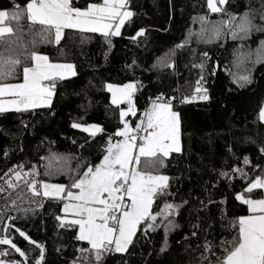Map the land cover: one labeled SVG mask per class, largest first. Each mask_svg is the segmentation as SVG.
I'll return each mask as SVG.
<instances>
[{
  "label": "snow or ice",
  "instance_id": "obj_1",
  "mask_svg": "<svg viewBox=\"0 0 264 264\" xmlns=\"http://www.w3.org/2000/svg\"><path fill=\"white\" fill-rule=\"evenodd\" d=\"M229 3L230 0H206L209 13L227 19L213 21L209 15L194 17L201 24L200 32L196 33L198 40L210 43L228 33L234 40H245L253 32H264V0H260L258 10L249 7L239 16L228 11ZM136 14L131 0H96L83 8L76 6L74 0H26L23 5L13 0L11 9L0 10V117L6 119L9 113L34 114L36 109H51L60 82L78 75L74 63L53 62L42 48L54 47L58 57L66 60L68 53L64 45L70 36L66 30H72L81 34V44L85 40L83 34H99L110 50L111 38L120 36ZM257 18L259 24L255 22ZM145 32L141 28L131 39L144 36ZM191 36L189 32L182 42L158 57L152 68L171 69L175 75L178 71L175 57L188 45ZM104 55L107 58L108 52ZM241 58L253 65L264 63V40L254 53L249 52L247 56L241 53ZM210 59L204 51L198 62L194 59L186 65L190 73L196 70L197 76L194 82L186 81L188 90L181 92L177 88L174 94L161 91L149 98L134 126L128 117L137 116L134 97L143 85L139 81L106 83L103 90L110 94L106 107L112 108L117 124L101 146L99 162L74 157L79 160L75 168L44 166V176L65 175L68 184L40 179L38 165H31L27 171L23 163L6 165L0 174V199L5 201L0 206V246H3L0 264H47L45 245L15 226L17 219L35 215L42 209L45 200L62 204L63 214L55 216L57 227L72 231L73 239L81 245L75 248L68 264H106L115 254H120L122 259L125 255L131 257L138 247L143 249L152 242V235L161 231L159 248L155 252L141 251L140 255L142 258L163 255L171 249L169 237L180 227L176 218L185 210L190 217L195 214V222L189 220V233L176 243L183 246L184 253L190 254L187 264H264V164L258 162L264 160V137L244 138V143L254 146L257 152L255 163L249 156H237L232 147H227L228 156L237 166L225 160L223 166L208 169L201 195L192 197L189 193L177 202L179 193L173 185L179 178L174 180L163 173L175 159L174 154L184 155L177 106L210 100L205 86L207 77L215 75V68L208 67ZM127 67L134 70L138 65L133 60ZM246 72L244 75L230 73L237 87L251 83V69ZM121 105L127 107L121 108ZM253 123L264 128V104L258 106ZM28 127V122L21 119L18 132L22 134ZM70 127L87 134L84 144L79 145L81 149L106 132L95 123L73 121ZM0 132L13 141L19 139L3 128ZM19 150L23 151L22 146ZM10 151L15 149L5 147L0 155L7 160ZM187 171H192L190 165ZM237 178L245 185L241 192L234 194V199L246 206L247 214L229 218L226 208L221 207L227 199L217 201L213 190ZM213 206L220 209L221 226L233 233L230 239H221L218 244L208 239L213 235L216 220ZM14 233L33 247L22 249ZM202 233L205 235L201 242ZM33 252H38V256L30 260ZM123 264L128 261L124 260Z\"/></svg>",
  "mask_w": 264,
  "mask_h": 264
},
{
  "label": "trees",
  "instance_id": "obj_2",
  "mask_svg": "<svg viewBox=\"0 0 264 264\" xmlns=\"http://www.w3.org/2000/svg\"><path fill=\"white\" fill-rule=\"evenodd\" d=\"M15 2L23 5L26 0ZM91 2L96 0L74 1L79 7H85ZM205 3L206 0H131L132 10L137 14L133 22L121 30L120 36L111 38L113 46L110 50L99 34H83L85 40L81 44V34L72 30H66L70 33L64 45L68 53L66 60L58 57L54 47L42 48L41 51L49 54L53 62L74 63L78 75L60 82L51 109H36L34 114L9 113L6 119L0 117V128L19 136V139L13 141L10 136L0 132V150L5 147L15 149L9 152L7 160L0 155V174L6 165L23 163L25 169L38 165L40 178L45 182L68 184L65 175L44 176V166L57 168L67 165L75 168L79 160L74 157L99 162L101 146L107 134L115 131L117 124V116L112 108L106 107L110 103V94L103 90L106 83L139 81L143 85L134 97L137 116L128 117L134 126L147 107L149 98H154L161 91L174 94L173 90L177 88L181 92L188 90L186 81L194 82L197 76L196 70L190 73L186 65H190L194 59L198 62L204 51L211 57L208 67L215 68V75L208 76L205 85L209 89L210 100L177 106L176 110L181 114L184 155L174 154L175 159L163 170L164 174L174 180L179 178L178 183L173 185L179 193L176 201L188 197L189 193L192 197L201 195V186L208 177V169L223 166L225 160H229L233 167L237 166L228 156L227 147H232L237 156H249L254 163L257 162L258 155L254 146L244 143V138L259 140L264 137V128H258L253 123L258 106L264 103V63L253 65L242 59L241 53L245 56L249 52L254 53L264 40V32H253L245 40H234L228 33L210 43L200 41L196 33L200 32L201 24L194 21V17L209 15L213 21L227 19L220 14L209 13ZM12 4L13 0H0V9H11ZM249 7L258 10L260 0H230L228 11L239 16ZM255 22L260 23L258 18ZM141 28L146 29L145 35L131 39ZM189 32L192 33L190 42L175 57L177 73L173 75L171 69H153L152 65L157 62V58L182 42ZM106 51L107 58L104 55ZM133 60L138 65L134 70L127 67L132 65ZM247 69H251V83L239 88L232 82L233 76L230 73L244 75ZM124 107L121 105V108ZM21 119L29 125L28 130L22 134L18 132ZM73 121L99 124L106 132L81 149L79 145L84 144L87 134L71 128ZM19 146H22L23 151L19 150ZM258 162L264 164V160ZM189 165L191 172L187 171ZM240 166L243 167L242 164ZM244 185L245 182L237 178L231 184L225 181L213 190L217 201L227 199L226 205L221 207L226 208L229 218L247 214L246 206L234 199V194L241 192ZM61 206L58 201L45 200L44 207L35 215L15 221L17 228L45 245L47 264H68L73 259L75 248L81 246L73 239L72 231L57 227L55 216L61 215ZM212 214L216 220L213 235L208 239L217 244L221 239H230L233 233L221 226L220 209L213 206ZM193 217L185 210L176 218L180 227L169 237L171 249L167 253L143 258L140 255L141 251L155 252L159 248L161 231L153 234L152 242L144 245L143 249L138 247L131 257L125 255L122 259L120 254H115L107 259L106 264H123L124 260L128 264H145V260L148 264H187L190 254L184 253L183 246L176 242L189 233V220L194 223ZM204 235L201 234V242ZM14 236L22 249L33 247L20 238L18 233H14ZM36 256L38 252L31 253L30 260Z\"/></svg>",
  "mask_w": 264,
  "mask_h": 264
},
{
  "label": "built area",
  "instance_id": "obj_3",
  "mask_svg": "<svg viewBox=\"0 0 264 264\" xmlns=\"http://www.w3.org/2000/svg\"><path fill=\"white\" fill-rule=\"evenodd\" d=\"M17 164V163H16ZM26 170V169H25ZM2 174V173H1ZM40 178V177H39ZM41 179V178H40ZM5 201L3 199H0V206L4 205ZM3 247V246H0Z\"/></svg>",
  "mask_w": 264,
  "mask_h": 264
},
{
  "label": "crops",
  "instance_id": "obj_4",
  "mask_svg": "<svg viewBox=\"0 0 264 264\" xmlns=\"http://www.w3.org/2000/svg\"><path fill=\"white\" fill-rule=\"evenodd\" d=\"M74 1H75V0H74ZM101 2H102V0H101ZM81 8H83V7H81ZM0 10H4V9H0ZM61 209H62V206H61ZM61 214H63L62 211H61Z\"/></svg>",
  "mask_w": 264,
  "mask_h": 264
},
{
  "label": "rangeland",
  "instance_id": "obj_5",
  "mask_svg": "<svg viewBox=\"0 0 264 264\" xmlns=\"http://www.w3.org/2000/svg\"><path fill=\"white\" fill-rule=\"evenodd\" d=\"M127 83H129V82H127ZM264 104V103H263ZM127 106L125 105V107L124 108H126ZM62 215V214H61Z\"/></svg>",
  "mask_w": 264,
  "mask_h": 264
},
{
  "label": "bare ground",
  "instance_id": "obj_6",
  "mask_svg": "<svg viewBox=\"0 0 264 264\" xmlns=\"http://www.w3.org/2000/svg\"><path fill=\"white\" fill-rule=\"evenodd\" d=\"M26 171H27V169H26Z\"/></svg>",
  "mask_w": 264,
  "mask_h": 264
}]
</instances>
